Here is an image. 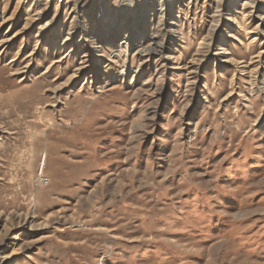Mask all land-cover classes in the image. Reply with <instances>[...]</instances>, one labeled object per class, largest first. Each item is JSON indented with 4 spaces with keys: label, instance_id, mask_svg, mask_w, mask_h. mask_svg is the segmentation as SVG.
<instances>
[{
    "label": "rangeland",
    "instance_id": "obj_1",
    "mask_svg": "<svg viewBox=\"0 0 264 264\" xmlns=\"http://www.w3.org/2000/svg\"><path fill=\"white\" fill-rule=\"evenodd\" d=\"M129 1L0 0V264H264V0Z\"/></svg>",
    "mask_w": 264,
    "mask_h": 264
},
{
    "label": "bare ground",
    "instance_id": "obj_2",
    "mask_svg": "<svg viewBox=\"0 0 264 264\" xmlns=\"http://www.w3.org/2000/svg\"><path fill=\"white\" fill-rule=\"evenodd\" d=\"M131 1V0H130ZM130 1L128 2V4H130ZM168 0H159V3H158V5L157 6H155V7H153L150 11H151V14L153 15V16H156L158 19L160 18H164L166 15H167V13H168ZM114 25H110V28L111 27H113ZM170 30H172L171 28H169V29H167V31H170ZM128 38V35H124V39H127ZM151 40H153V39H151ZM125 42H123V44H124ZM152 43V45H156V42H151ZM158 43V42H157ZM140 47H142V46H140ZM150 49V47L149 48H143V49H140L141 51H146V50H149ZM153 49V48H152ZM152 49L151 50H149L150 52L152 51ZM149 51H147V52H145L146 54H148L149 53ZM144 53V54H145ZM85 55H83V57H84ZM124 62V61H123ZM44 161H45V154H42V156H41V159H40V165H39V171H40V173H42V169H43V165H44Z\"/></svg>",
    "mask_w": 264,
    "mask_h": 264
}]
</instances>
